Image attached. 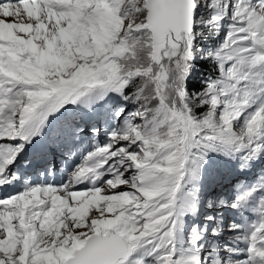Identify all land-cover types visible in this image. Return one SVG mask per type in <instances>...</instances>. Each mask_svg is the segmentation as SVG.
Here are the masks:
<instances>
[{
  "label": "snow or ice",
  "instance_id": "1",
  "mask_svg": "<svg viewBox=\"0 0 264 264\" xmlns=\"http://www.w3.org/2000/svg\"><path fill=\"white\" fill-rule=\"evenodd\" d=\"M0 264H264V0H0Z\"/></svg>",
  "mask_w": 264,
  "mask_h": 264
},
{
  "label": "rangeland",
  "instance_id": "2",
  "mask_svg": "<svg viewBox=\"0 0 264 264\" xmlns=\"http://www.w3.org/2000/svg\"><path fill=\"white\" fill-rule=\"evenodd\" d=\"M199 68H200V66L198 65V67H197L196 70H195V72H196V74H197L198 76H199L200 74H202V73H200ZM196 86L198 87V85H196ZM246 179H247L249 182L252 181V177H247ZM238 186H240V185L238 184ZM230 188H231V186H228V187H226L225 189H223L224 194L227 195L229 198H231V196L233 195V193L229 194V192H230Z\"/></svg>",
  "mask_w": 264,
  "mask_h": 264
},
{
  "label": "trees",
  "instance_id": "3",
  "mask_svg": "<svg viewBox=\"0 0 264 264\" xmlns=\"http://www.w3.org/2000/svg\"><path fill=\"white\" fill-rule=\"evenodd\" d=\"M199 66L200 73H206L208 71V66L206 64H200Z\"/></svg>",
  "mask_w": 264,
  "mask_h": 264
}]
</instances>
